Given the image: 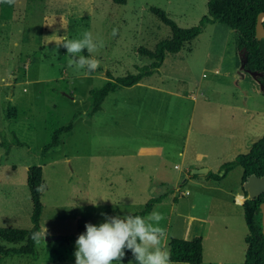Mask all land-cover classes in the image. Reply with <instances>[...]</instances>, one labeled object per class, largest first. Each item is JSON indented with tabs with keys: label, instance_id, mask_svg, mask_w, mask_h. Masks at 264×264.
Wrapping results in <instances>:
<instances>
[{
	"label": "rangeland",
	"instance_id": "1",
	"mask_svg": "<svg viewBox=\"0 0 264 264\" xmlns=\"http://www.w3.org/2000/svg\"><path fill=\"white\" fill-rule=\"evenodd\" d=\"M206 1L17 0L14 6L0 4V227H30L26 170L35 164L42 169L39 226L48 232L44 241L35 244L36 258L7 255L0 257V264H75V240L85 232L86 223L99 225L106 216L123 217L140 210L149 197L163 191L168 198L154 210L164 217L160 226L166 230L167 250L171 237L198 236L201 264H243L247 227L242 207L227 201L222 191L236 186L240 168L204 187L202 181L185 178L186 161L180 164L178 155L188 125L189 157L211 140L207 131L212 132L214 125L222 137L227 134V115L215 103L243 106L247 95L246 107L260 104L264 110V87L254 73L242 68L233 29L218 22L206 24L177 52L165 54L143 85L117 88L105 97L102 113L86 114L88 91L103 85L106 71L113 77L135 72L136 65L150 62L139 48L151 50L169 36V28L149 7L160 8L178 26L189 27L206 13ZM62 22L69 39L89 31L103 40L104 47L94 54L101 71L79 69L65 48L45 45L44 37L66 34ZM113 28L118 29L115 37ZM114 100L119 104L115 108ZM69 121L72 129L59 146L41 154L53 130ZM116 139L119 142H112ZM145 141H160L166 147L165 165L159 167L156 156L138 153ZM144 172L154 174L151 196L137 184L134 191L129 190L130 176L137 174L138 184L143 185ZM0 246L10 244L0 240Z\"/></svg>",
	"mask_w": 264,
	"mask_h": 264
},
{
	"label": "trees",
	"instance_id": "2",
	"mask_svg": "<svg viewBox=\"0 0 264 264\" xmlns=\"http://www.w3.org/2000/svg\"><path fill=\"white\" fill-rule=\"evenodd\" d=\"M115 4H124L125 0H110ZM163 24L169 28V36L157 41L151 50L139 48V53L150 60L148 64L136 65V71L122 76L113 77L105 72L107 80L97 89L88 91V110L86 114L91 116L100 108L104 96L119 87L131 86L144 76L150 75L162 63L166 53L177 52L185 42L196 37L208 23L218 22L233 29L236 33L235 47L242 52V68L254 73L257 81L264 87V39L255 37V22L259 12L264 11V0H207L206 13L203 14L195 25L189 27L178 26L166 13L158 7H149ZM264 26V18L262 19ZM65 51V49H63ZM87 55V52H84ZM97 70L101 71L99 67ZM77 115L73 114L72 119ZM72 129V121L55 128L49 142L41 148V154L56 149L60 140L68 135ZM17 141V140H15ZM19 144V142H18ZM234 166L242 170L241 183L248 175L264 176V133L252 143L246 153H239L232 160L222 163L217 171L208 170L205 176L218 180ZM26 185L31 202L29 228L0 227V240L11 246H0V257L7 255H29L37 257L36 242L31 239L35 231L40 230L39 218L42 210L40 201V189L42 185V169L39 165L27 167ZM195 175V174H193ZM244 191V190H243ZM244 195H246L244 191ZM165 193L150 197L140 210L132 212L136 215L146 216L152 206L159 202ZM264 201V192L242 203L243 218L247 227L245 235V251L243 264H264V232L261 224L260 204ZM168 250L174 263L201 264L202 242L201 238L194 236L191 239L171 237L168 240ZM135 262L130 251L125 250V256L121 262Z\"/></svg>",
	"mask_w": 264,
	"mask_h": 264
},
{
	"label": "clouds",
	"instance_id": "3",
	"mask_svg": "<svg viewBox=\"0 0 264 264\" xmlns=\"http://www.w3.org/2000/svg\"><path fill=\"white\" fill-rule=\"evenodd\" d=\"M17 0H0V4L14 6ZM53 21L48 25L51 26ZM65 35L55 32L43 38L45 45L54 43L56 48L63 47L72 63L88 73L100 67L96 54L104 47L103 40H98L89 31L79 39H69L65 23H61ZM118 29L113 28L111 35L115 37ZM87 52L88 55L82 53ZM78 57V59H74ZM102 200V199H101ZM94 206L95 203H91ZM163 215L157 211L147 216L129 213L121 216H106L99 225L85 224V232L75 240V264H120L125 256V250L131 252L136 264H173L171 253L164 247L165 228L160 226ZM48 234L43 226L42 231H35L31 239L36 243L44 241ZM132 264V261H129Z\"/></svg>",
	"mask_w": 264,
	"mask_h": 264
},
{
	"label": "crops",
	"instance_id": "4",
	"mask_svg": "<svg viewBox=\"0 0 264 264\" xmlns=\"http://www.w3.org/2000/svg\"><path fill=\"white\" fill-rule=\"evenodd\" d=\"M169 54H171V53H169ZM145 77H147V76H144L138 82L131 85L130 87L135 86V85L136 86L143 85L144 84L143 79ZM255 79H256V76H255ZM5 83L6 82H4V84ZM126 87H128V86H126ZM114 91H111V92H114ZM108 93H110V92H108ZM107 94L104 96L103 100L101 101L100 108L97 111H95L92 115L102 113L104 111V102H105V97L107 96ZM248 98L249 97L247 95H244L243 106H241V105L238 106L237 104L226 103V102L215 103L217 106H222V108L224 110L223 114L227 115L225 120H224L227 123V134L223 135V137H222L221 130L217 129V127H218L217 125H214V127L212 128V132L207 131L208 132L207 135H210L211 140L209 142L207 141L202 146V150L197 151V152H193L194 156H191V157H189L187 155V152H186V148L188 145L187 141L190 137V132H191V126L188 125L186 132H185V135H184V138H183V140H184L183 146H182L181 150L178 152V155L180 156V160H179L180 164L183 163L184 161H186L185 162L186 167L184 168L185 178H187L189 180H194V181L195 180L202 181L204 184L203 185L204 187L206 184L210 183L211 181L212 182L219 181V180H215V179H211V178L206 177L205 173L193 175L190 173V168L206 166L207 171L210 170V171L215 172V171H217L218 167L222 163L229 161V160H232L235 155L241 153L240 152L241 150L244 149L243 153H246L250 149L252 143L255 142L256 140H258L262 136V134L264 133V123L261 120H262V116L264 114V112H262V111H264V110L260 106H258L260 104H258V105L255 104V106L253 108L246 107V101L248 100ZM10 99H11V97H10ZM72 99H73V97H72ZM114 101L115 102L112 103L113 108H115L114 105H119V104H116V100H114ZM207 114H210V111ZM211 114H214L213 115V117H214L216 113L213 110V112H211ZM207 118H212V117H207ZM262 129H263V132H261ZM200 131L201 130H199L197 133H199ZM213 131H215L216 133H219V135L214 134ZM127 134H129L128 130H127ZM129 137L130 136H128L126 139H123L121 141V143L124 144L126 141H128ZM226 139H227V143L224 142ZM119 140L120 139H116V140H113L112 142L116 143V142H119ZM165 148L166 147L163 144H161L160 141H153V142L145 141L144 146L142 148L140 147V150L138 153H140L141 156H150V155L156 156L159 160L158 166L162 167L163 165L166 164L164 153H163ZM130 154L132 155L133 152H130ZM219 157H221V159H219ZM147 163L150 164L151 159H148ZM211 163H213V165H211ZM140 166H141V164L139 163L138 167H140ZM173 166L177 169H181L180 165L174 164ZM236 167H239V166H234L232 169H230L228 171V173L231 172ZM240 170H241V168H240ZM241 174H242V170H241ZM241 174L239 176L238 183L236 184V186L234 185L233 187H226L222 191L224 192V196L227 197V201H229V202L233 201L234 204L242 207V203L246 197L244 195V191H243V187H242V183H241ZM153 175L154 174H149V172H144L143 178L145 180H147L148 182L147 181L145 183L143 182V185L138 184L139 177L137 174H135V176L131 175L129 178L130 184H131V186L129 187V190L134 191V188L136 187V184H137V186H139L138 188H140V186L146 187V189H148L147 191L150 192V196H151L152 191L155 189L154 185L150 184V182L152 180L151 177H153ZM164 175H166V174H164ZM179 176H180V174L175 176V179L177 180V178ZM224 177H222V179H224ZM198 178H200V179H198ZM158 179H160V178H158ZM160 185H162V182H160ZM139 191L144 192L142 190H139ZM147 191L145 190V192H147ZM161 193H165V196L159 202L155 203L152 206L150 212H152L154 210L156 205L164 204L165 200L168 198V195L165 191H163ZM161 193H159V194H161ZM184 193H187V191L185 190ZM159 194H157V195H159ZM154 196H156V195H154ZM151 197H153V196H151ZM237 197H241V201H238ZM30 226H31V224H30ZM58 239H60L61 241H64L63 237H59ZM183 239H188V238H183ZM244 244H245V241H244ZM10 246H11V244H10ZM245 247H246V245H245ZM244 251H245V248H244Z\"/></svg>",
	"mask_w": 264,
	"mask_h": 264
},
{
	"label": "water",
	"instance_id": "5",
	"mask_svg": "<svg viewBox=\"0 0 264 264\" xmlns=\"http://www.w3.org/2000/svg\"><path fill=\"white\" fill-rule=\"evenodd\" d=\"M264 18V11L259 12L256 16L255 22V37L257 39H264V26L262 25V19ZM239 55L242 56V52H239ZM74 59H78V57H74ZM207 172L206 167H199L191 169V174H204ZM243 190L246 193V198H253L259 193L264 192V176H257L255 174H250L247 176L245 181L242 183ZM261 211V224L264 232V201L260 204ZM264 245V242H263Z\"/></svg>",
	"mask_w": 264,
	"mask_h": 264
}]
</instances>
